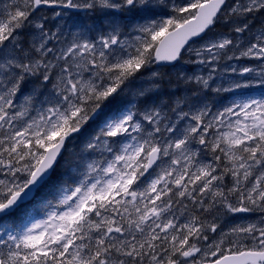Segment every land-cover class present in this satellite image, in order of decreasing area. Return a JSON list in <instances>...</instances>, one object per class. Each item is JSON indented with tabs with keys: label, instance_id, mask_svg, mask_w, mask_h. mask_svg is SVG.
<instances>
[{
	"label": "snow or ice",
	"instance_id": "snow-or-ice-1",
	"mask_svg": "<svg viewBox=\"0 0 264 264\" xmlns=\"http://www.w3.org/2000/svg\"><path fill=\"white\" fill-rule=\"evenodd\" d=\"M46 8L123 15L57 49ZM221 22L235 39L185 49ZM182 50L209 69L189 78L199 89L239 95L216 112L149 103L164 74L154 66ZM224 57L256 64L212 88ZM148 69L151 87H136ZM190 204L258 219L210 238L216 223L181 220ZM0 264H264V0H0Z\"/></svg>",
	"mask_w": 264,
	"mask_h": 264
},
{
	"label": "rangeland",
	"instance_id": "rangeland-1",
	"mask_svg": "<svg viewBox=\"0 0 264 264\" xmlns=\"http://www.w3.org/2000/svg\"><path fill=\"white\" fill-rule=\"evenodd\" d=\"M165 2H169V0H165ZM174 2L186 3V2H189V0H174ZM102 11L104 12V11H108V10H102ZM155 12L157 13V15L154 17L155 19L166 18V16L169 14V9L163 8V7H157L155 9ZM114 15L115 16H121L122 14L121 13H114ZM67 20L77 21L78 18L74 19V18L68 17ZM65 23H66V21L59 24V25H63ZM217 27L224 28L227 26L224 25L223 22H221V23L217 24ZM131 31H132V29L128 25H126L125 27L122 28V34H124V35H127ZM228 31L231 32L230 28H228ZM52 32L57 33L58 36L61 35V37L59 38L61 40H59V41L54 40L50 44V46L54 45L57 49L63 47L66 42H70L74 36H78L81 34L77 29H74L71 32H69L68 30H61L60 26H57ZM231 34L232 35H229L227 33L226 34H220L219 31H217V29L215 28L212 32H210L208 34L207 37H205L203 39H199L190 45L192 46V49H202L209 42V38L219 39V38H223V37H230L232 39H235L236 34L232 33V32H231ZM29 39H31V37H29ZM186 49H188V47ZM231 54L232 53H229V55H231ZM196 59H197V57L195 56L194 51H184L183 59H180L179 62L174 67L170 68L169 73H171L172 75H177L180 79H183L184 81L183 80L182 81H183V84L185 86L182 88L180 86V88H181L180 95H178L176 97H172V95L170 94L168 96V99H166L165 95L162 94L160 96L161 100H157V102L155 104L170 106L169 105L170 101H172V103L174 105V103L178 100L187 99L189 101V103L194 107H202L204 104H207V105H209V107H211L213 112H216L217 110H222L225 105L230 104L231 100L239 95L238 92L235 94L231 93V92L216 93V92L212 91L211 88L205 89V90L199 89L197 87L194 79L190 81L189 78H193L195 76L207 77L209 69L207 67H205L204 65H200L198 63H195L194 61ZM255 64H256L255 61L247 59V58H241L239 60H236V59L228 60L226 57H224L216 65L217 72L213 76V81H210V85L212 88H215L218 86L226 88L229 86V84L232 80L241 79V77L238 74L240 69H242L245 66H255ZM229 66L235 67L237 69V72L233 73L231 71V67H229ZM225 69H227V70H225ZM142 72L144 74L141 77V79H139L135 82V86L136 87H144L145 89H148V88H150V83H151V80H150L151 69H148L146 71L142 70ZM192 83H194V86H195L194 88L189 87L190 84H192ZM130 98H131L130 96H126L125 98L118 100L116 102V104L114 105V107L118 106L121 103H126L127 100ZM149 103H154L152 98H151ZM141 107H143V105H141ZM185 110H188L187 106L185 107ZM84 143H85V141L83 142L82 145H81V142L79 143L80 145L78 147H80V150L78 152H75V149L73 146L69 147L68 154L70 155V161L72 163L76 162L75 157L81 153L83 146H84ZM194 148L199 149L200 146L197 144V145H194ZM227 178H228V181L226 183L229 184V182H230V184H231V178L230 177H227ZM223 216H224L223 223H225V226L230 228V229H232L235 226L245 225V224H248L250 222H255L258 219V217L255 214L252 216L247 215V217H244L240 214L228 213L224 209H223ZM183 217H181L182 221L185 220V218H183ZM225 232L229 233L228 231H225ZM213 236L217 237V239L219 238V235H217L216 233L214 234V233L210 232L209 237L211 238ZM212 259H215V258L214 257H208V261H211Z\"/></svg>",
	"mask_w": 264,
	"mask_h": 264
},
{
	"label": "trees",
	"instance_id": "trees-1",
	"mask_svg": "<svg viewBox=\"0 0 264 264\" xmlns=\"http://www.w3.org/2000/svg\"><path fill=\"white\" fill-rule=\"evenodd\" d=\"M217 29L220 33L225 34L227 32V29L225 27L224 28H217ZM163 72H164V74H163L162 78H160L159 85L152 90V93H150V98L153 97L154 99L157 100L158 98H160V96L162 94L165 95L166 99H168V96L170 94L172 96L174 94H176L178 96V95H180L181 88L185 86L183 84L184 80L182 81V79H180L177 75H172L171 73L168 72V70H163ZM180 86H181V88H180ZM189 87L194 88L195 86H194V84H190ZM29 88H30V86H29ZM28 90L29 89L26 88L25 92H27ZM86 138H87L86 136H81L72 143V146L74 147L75 152H78L80 149V148L78 149V145H80V144H78L77 141L85 140ZM67 156H69V155H67ZM64 157H65V155H64ZM203 158L206 160L209 159V162H212V154L211 153H207L206 155H203ZM65 163L66 164L64 166L66 168L71 165L69 160H66ZM188 211L194 215H199L200 219L204 220L206 223H212V221H215L218 218L217 214L221 213V211L217 212L215 209H213L210 213L201 214L200 209L197 208V212H196V208H194L193 206H190ZM229 233H230V230H229ZM225 250H227V247L225 248ZM234 250H236V249L234 248L233 251Z\"/></svg>",
	"mask_w": 264,
	"mask_h": 264
},
{
	"label": "bare ground",
	"instance_id": "bare-ground-1",
	"mask_svg": "<svg viewBox=\"0 0 264 264\" xmlns=\"http://www.w3.org/2000/svg\"><path fill=\"white\" fill-rule=\"evenodd\" d=\"M112 15H114V13L110 14L109 11L103 12L99 8L96 9L95 11L89 10L86 12V14L78 16V23H79V25L91 24L95 28L104 31L107 29V27H108L107 21L111 18ZM60 37H61V35H59V38ZM59 40H61V39H59Z\"/></svg>",
	"mask_w": 264,
	"mask_h": 264
},
{
	"label": "flooded vegetation",
	"instance_id": "flooded-vegetation-1",
	"mask_svg": "<svg viewBox=\"0 0 264 264\" xmlns=\"http://www.w3.org/2000/svg\"><path fill=\"white\" fill-rule=\"evenodd\" d=\"M58 11H60V10H58ZM86 12L87 11H79V12H77V13H71V12H69L68 13V15L67 16H64L63 18L65 19V18H68V17H77V16H79V15H84V14H86ZM100 12V11H99ZM123 15V14H122Z\"/></svg>",
	"mask_w": 264,
	"mask_h": 264
},
{
	"label": "water",
	"instance_id": "water-1",
	"mask_svg": "<svg viewBox=\"0 0 264 264\" xmlns=\"http://www.w3.org/2000/svg\"><path fill=\"white\" fill-rule=\"evenodd\" d=\"M203 35V34H202ZM200 37H193L191 40H189L188 44L191 43L192 41L196 40V39H199ZM187 44V45H188ZM185 45V47L187 46ZM183 51V50H182ZM176 62H174L173 64H164V65H156V67L158 66H166V67H170V66H173Z\"/></svg>",
	"mask_w": 264,
	"mask_h": 264
}]
</instances>
